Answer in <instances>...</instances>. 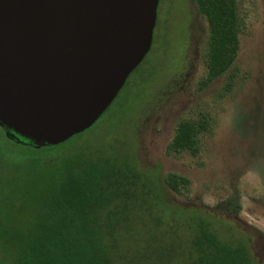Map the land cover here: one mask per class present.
Returning <instances> with one entry per match:
<instances>
[{
    "label": "rangeland",
    "instance_id": "rangeland-1",
    "mask_svg": "<svg viewBox=\"0 0 264 264\" xmlns=\"http://www.w3.org/2000/svg\"><path fill=\"white\" fill-rule=\"evenodd\" d=\"M237 2L244 29L234 70L206 87V18L195 0H160L149 54L86 136L91 150L125 158L133 174L149 176L164 200L155 204L151 183L153 206L143 203L149 197H143L142 183L138 194L131 193L127 228L116 233L115 264L186 263L195 210L210 213L224 240L251 237L258 264H264V0ZM203 114L211 132L200 155L169 154L178 123ZM0 141L8 151H25L2 136ZM169 174L190 180L183 196L165 185ZM176 208L187 213L173 216Z\"/></svg>",
    "mask_w": 264,
    "mask_h": 264
},
{
    "label": "trees",
    "instance_id": "trees-1",
    "mask_svg": "<svg viewBox=\"0 0 264 264\" xmlns=\"http://www.w3.org/2000/svg\"><path fill=\"white\" fill-rule=\"evenodd\" d=\"M195 1L209 25L203 80L208 87L234 70L244 21L237 0ZM231 76L234 79L232 72ZM92 128L63 144L38 148L8 137L0 126L7 143L25 150L8 151L0 141V264H115L116 233L127 228L126 214L138 184L143 185V197H149L143 198L148 207L153 206V195L147 185L154 184L157 193L161 187L149 176L133 174L127 159L91 150L85 141ZM210 132L207 114L183 119L168 153L197 157ZM164 182L182 196L190 186V180L178 174L167 175ZM162 197L158 193L156 205H164ZM176 209H170L173 216L187 213ZM195 211L189 217L191 240L184 264H258L251 237L247 242L224 240L210 213Z\"/></svg>",
    "mask_w": 264,
    "mask_h": 264
},
{
    "label": "water",
    "instance_id": "water-1",
    "mask_svg": "<svg viewBox=\"0 0 264 264\" xmlns=\"http://www.w3.org/2000/svg\"><path fill=\"white\" fill-rule=\"evenodd\" d=\"M160 0H0V126L35 147L92 128L149 54Z\"/></svg>",
    "mask_w": 264,
    "mask_h": 264
}]
</instances>
